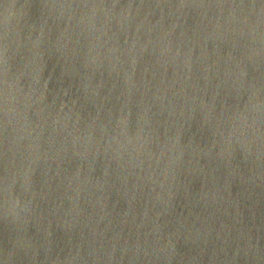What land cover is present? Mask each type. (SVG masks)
Returning <instances> with one entry per match:
<instances>
[{
	"label": "water",
	"instance_id": "water-1",
	"mask_svg": "<svg viewBox=\"0 0 264 264\" xmlns=\"http://www.w3.org/2000/svg\"><path fill=\"white\" fill-rule=\"evenodd\" d=\"M0 264H264V0H0Z\"/></svg>",
	"mask_w": 264,
	"mask_h": 264
}]
</instances>
